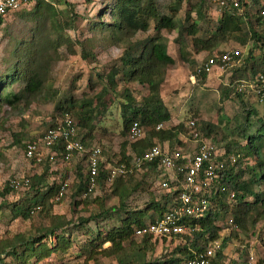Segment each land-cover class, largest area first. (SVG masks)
<instances>
[{
  "label": "trees",
  "instance_id": "trees-1",
  "mask_svg": "<svg viewBox=\"0 0 264 264\" xmlns=\"http://www.w3.org/2000/svg\"><path fill=\"white\" fill-rule=\"evenodd\" d=\"M253 1L257 2L258 0ZM179 3L180 0H174L169 6L171 13L162 14L159 13L156 0H114L107 13L108 20L103 18L105 10H101L98 12L97 18L92 21L94 27H98L100 30L107 29L108 31L103 36L115 44L121 41L127 42V38L137 31H147L150 22H153V35L132 44L127 42L124 50L118 56V65L112 66L103 76L98 74L99 79L104 80L107 85L102 86L101 93L107 92V89L116 91L118 83V78L116 77L123 73L126 75L127 81L146 86L147 89V94L142 96L141 100H137L126 87H123L122 92L119 91L123 97L120 102L121 133L127 135V141L121 145L120 157L115 162H103L100 159L98 163L95 186L98 183L107 182V178L110 175V168L107 164L125 166V172L114 175L110 182L111 192L117 197L118 205L107 207L102 204L101 200L98 202L97 198H95L93 201L98 202L99 208L90 209L85 204L86 202L81 200L84 202L83 208L87 215L66 218L63 214L48 213V209L53 203L50 200V196L58 194L60 184L64 181H60L58 185H46L43 189L39 182L43 180L42 178L48 170L47 166L43 174H33L28 179L24 178L22 180L11 179L0 189L1 204H6L3 199L7 194L14 192L18 187L25 186L29 188L25 194V203L14 202L10 204L9 209L12 210L14 215H21L24 219L30 218L33 213H37L43 219L46 218L47 224L37 227V232L35 233H32V231L28 234L16 233L10 238H0V264H29L31 259L34 258L39 261L52 251L64 253L72 243L71 234L81 229H84V233L88 237L86 242L89 247L87 257H92L96 251H100L106 256H116L117 264H181L198 255L208 243L218 238L220 246L216 250L214 257L211 258L210 264H220L223 257V249L227 243V236L220 238V227L216 224V221L227 210L232 212L233 222L239 224L249 210L260 208L261 211H264V187L261 192L254 189L255 186L261 184L264 186V158L261 156L264 151V114L253 118V115L257 114V109L251 105L246 108L245 113L242 115V120L239 121V126L235 127V135L240 140H245V144L242 145L238 139H230L225 142V150L222 149V154L214 156L215 161L223 163V169L219 171L217 179L225 186V190H219L210 197L211 204L208 210L200 217L190 220L186 219L187 224L192 228L189 234H176L170 239H180L183 242L175 245L167 256L162 255L157 258L147 259V252L149 251V254L152 255L156 242L160 240L157 238L152 239L149 235H142L141 237L134 235L135 228L143 224L150 209H152V213L149 214V219L154 220L173 205L172 194L168 192L161 195L160 200L151 199L140 209L133 210L131 207H127L125 202L131 191L135 190L140 184L139 182L132 184L131 179L134 172L140 170L142 172L148 170L153 172L161 171V169L157 168L156 160L141 162L137 166L132 163L133 158L141 155L146 149L154 145V139H157L158 142L178 140L177 136L182 130V124L180 123L172 124L169 128H156L158 123L164 124L171 117L167 105L159 92L164 79L165 69L175 63L174 58L167 51L166 41L160 31L162 29L168 31L176 30L177 36L188 34L191 38L190 46L195 52L201 50L210 51L226 40L233 41L238 46L232 48H239L240 50L241 47L251 42L252 46L246 56L244 58L242 56L241 63L233 66L231 70L237 72L234 76L242 71H249V74H247L248 79H254L259 74L264 77V16L258 13L250 17L245 14V17L232 10L231 12H221L212 21L210 18L209 20L206 18L207 8L210 9L207 0H197L193 6L187 9L189 12L194 11L195 18L190 23L185 24L175 19V12ZM68 5L74 6L71 3H68ZM71 10L64 12L49 0H36L34 2L26 16L27 19L34 21V25L30 29L31 36L29 40H21L19 42L17 48L13 51L14 61L0 72V108L2 105H7L9 109L18 111L43 93L51 60L46 49L52 32L57 33V44L62 45L65 43L68 53L73 54L76 52L75 48H73L75 43L69 36L62 34L65 29L73 27L74 17L77 15L72 14ZM3 16L0 14V25L3 23ZM175 39L180 44L184 43L181 37H176ZM76 43L80 46L82 58L94 59V53L87 48L85 42L76 40ZM50 45H53L52 38ZM254 48L259 49L261 54V61L257 64L255 62L256 57L252 53ZM39 49L42 50L38 51ZM211 54L213 53H209L207 56ZM181 55L186 62H194L190 60V56L184 49L181 50ZM197 75L202 81L207 77L203 71H199ZM14 83L19 84L17 90L10 89ZM232 83L234 82L228 83L224 88L230 93L239 96L242 100L243 92H235ZM89 86L91 87L92 84ZM56 92L57 90L54 89V96ZM256 98L257 101L264 102V95L260 98L259 94H256ZM75 107L76 100L73 96L55 102V110L61 116L60 118L68 114L74 120ZM90 115L85 114L83 118L82 116L78 118V121L74 120L77 128L76 137L84 146L86 142L85 136H82L79 129L86 126V121ZM56 121H51L41 135L48 129L55 127ZM134 121H138L143 127H148V130L146 133L144 131L145 134L142 137L130 140L128 132ZM214 125L211 122H202L200 132L209 135L215 129ZM250 127L252 131L247 132ZM88 134L90 133L88 132ZM197 137L200 139L198 133ZM28 142L35 143L36 140ZM199 144L200 142H197L194 149ZM25 147L26 143L24 144V150ZM64 147L65 142L60 138L50 146V150L55 151L54 158L58 157L62 161H68L73 157L72 155L68 160L62 159ZM166 150L172 151L174 149L166 147ZM251 155L255 156L254 162L248 164L246 161ZM46 157L50 160L48 155ZM101 157L102 149L100 148ZM29 159L36 160L35 156ZM244 172L248 173V177L245 180H241ZM200 173L202 174V171ZM178 176H181V173ZM88 182V175L85 171V176L82 178L79 176L77 184L74 185L75 189L72 196L74 199L77 195L85 196L94 191L93 189L88 190ZM170 185L172 184L170 183ZM31 190L34 191L32 194ZM175 192L176 190L173 193ZM230 192L233 193L232 199L228 198ZM233 200L236 201V204L230 210L228 203ZM77 203L78 200L75 199L73 205ZM242 205H244V208H239ZM121 213H124L125 216L120 218L118 224L112 225L105 232L100 230L98 225L100 220L112 216L116 218ZM90 221L96 225L95 228H89L88 223ZM61 229L63 230L62 232ZM48 238H53V241L49 244H47ZM104 242H109V245L102 247ZM258 263L264 264L261 260Z\"/></svg>",
  "mask_w": 264,
  "mask_h": 264
},
{
  "label": "rangeland",
  "instance_id": "rangeland-1",
  "mask_svg": "<svg viewBox=\"0 0 264 264\" xmlns=\"http://www.w3.org/2000/svg\"><path fill=\"white\" fill-rule=\"evenodd\" d=\"M36 0L28 5H22L18 9L12 10L3 16V23L0 25V72L7 68L14 61L13 51L17 48L21 40H29L31 27L34 21L27 19L26 16L31 10ZM57 8L64 12L71 10L74 17L72 28L65 29L62 34L69 36L73 41V48L76 52L71 54L66 49V44L56 43V32L51 33L50 42L47 43L48 54L51 57L49 62V74L46 80L43 93L29 104L23 106L18 111L9 109L7 105L0 108V189L11 179L22 180L32 176L33 174H43L45 167H48L43 180L39 185L44 189L46 185H58L60 181L68 183L67 190L62 196H50L53 201L49 207L48 213L63 214L66 218H75L80 215H87L84 211V200L90 209H98V202L101 200L105 206L118 205L117 197L111 192L109 181L98 183L93 192L89 195L75 196L78 200L74 203L73 191L75 184L85 176V159L83 157H71L68 161H62L55 157L54 161L47 159V150L41 149L42 156L40 161L26 158L24 155V144L30 140L38 141L40 135L45 131L51 121L59 119L61 116L55 110V102L73 96L76 100L74 109V120L78 121L85 114H91L84 128L79 129L82 136H85V147L91 148L99 146L102 149L101 160L115 162L120 157L121 145L127 141V135L121 133V116L120 102L123 100L120 92L123 87L129 89L137 100H141L142 96L147 94L146 86L138 83L127 81L126 75L119 74L116 91L108 90L101 93L102 86H107L104 80H100L98 74L102 76L106 74L112 66L118 65V56L124 50L128 43L138 42L153 35V22H150L149 29L145 32L137 31L135 34L127 38V42L121 41L118 44L112 43L110 39L105 38L103 34L108 31L94 27L92 21L97 18V14L101 10H105L104 19L108 20L109 8L113 5L114 0H49ZM197 0H180L178 8L175 12V19L183 23H190L195 18L194 11H187L193 6ZM174 0H156L159 13L170 14L169 8ZM68 3L74 4L73 7ZM210 6V5H209ZM214 8H207L206 18L214 21L219 15ZM60 16V15H59ZM215 18V19H214ZM202 24V23H201ZM102 32V34H101ZM160 33L164 36L168 53L174 58L175 64L165 69L164 79L160 86V96L164 99L169 112L170 120L162 123V127L169 128L172 124H182V130L177 136L179 140L158 142L163 149H179L185 152H191L196 146L197 137L193 133H198L200 141H206L212 148V153L222 154L225 142L230 139H238L242 145L245 140H240L235 135V127L239 126L242 115L247 107L251 105L257 109L256 116H263L264 102L257 101L256 95L252 90L245 91L242 100L239 96L230 93L224 87L230 82L239 79L247 80L249 71H242L234 76L235 73L227 70L222 75H218L214 70L210 74L214 76V81H209V74L205 80H201L195 75L196 67L199 65L209 53H216L232 47H237L231 40H226L215 46L212 50H201L195 52L191 48V38L188 34L177 36L176 30L162 29ZM176 37L183 38L184 43L176 41ZM51 38L53 45H50ZM76 40L85 42L88 49L92 50L95 57L82 58L80 55V46ZM252 43L241 47L243 58L246 56ZM184 49L193 63L183 60L181 50ZM39 49L38 51H41ZM264 51V48H263ZM253 56L256 64L261 61L260 50L253 49ZM254 62V61H253ZM191 64V65H190ZM92 84L90 87L89 85ZM226 84V85H225ZM19 84L14 83L10 89L17 90ZM57 92L54 96L53 90ZM230 89V88H229ZM120 91V92H119ZM226 91V92H225ZM83 105V106H82ZM191 121L193 124H190ZM202 122H211L215 124V129L205 135L200 132ZM219 122V123H218ZM161 127V128H162ZM148 127L143 129L146 133ZM251 127L247 132H251ZM88 132L90 134H88ZM143 132V135L145 134ZM142 135V136H143ZM203 135V136H202ZM141 136V137H142ZM154 143V144H155ZM40 146V144H38ZM168 145V146H167ZM225 150V149H224ZM264 158V151L261 153ZM254 155L247 159L248 164L254 162ZM112 165V164H111ZM131 179L132 184L139 182V186L132 190L126 199V206L133 210L143 208L148 201L160 200L161 195L166 194V190L159 186L160 181L164 177L173 176L172 171L161 170L160 172L136 171ZM127 177V176H126ZM248 173L244 172L241 180H245ZM263 184L255 186V190L262 191ZM29 188L25 186L18 187L14 192L5 196L4 203L1 204L0 197V238L12 237L16 233L28 234L37 232V227L47 224L42 216L33 213L30 218L24 219L21 215H14L9 209L10 204L14 202L26 201V192ZM31 194L34 192L30 191ZM59 198V199H58ZM97 198L98 202L93 200ZM104 198V199H100ZM249 198V197H248ZM57 199V200H56ZM250 200V198H249ZM236 201L228 203L229 209L234 207ZM244 208V205L239 206ZM149 210L145 220L149 219ZM125 216L121 213L118 217H108L99 221V227L102 232L107 231L112 225L118 224L120 218ZM232 212L227 210L224 215L216 221L220 227V238L227 236V243L223 249V257L220 264H248L250 257L253 258L255 264H259L261 260L264 263V211L251 209L243 217L242 222L234 223L228 226L227 221L232 218ZM89 228H95V224L90 221ZM63 230L61 229V232ZM60 232V230H58ZM91 237V236H90ZM72 243L68 250L64 253L52 251L39 261L34 258L29 264H117L116 256H106L100 251H96L92 257L88 255V244L84 229L74 231L71 234ZM138 240V238H136ZM53 241V238L47 239V244ZM183 242L180 239L157 241L152 255L147 252V259H153L167 254L175 245ZM109 245L104 242L102 247ZM85 246V247H84ZM87 246V247H86ZM101 248V247H100ZM83 250V251H82Z\"/></svg>",
  "mask_w": 264,
  "mask_h": 264
},
{
  "label": "built area",
  "instance_id": "built-area-1",
  "mask_svg": "<svg viewBox=\"0 0 264 264\" xmlns=\"http://www.w3.org/2000/svg\"><path fill=\"white\" fill-rule=\"evenodd\" d=\"M32 1L34 0H0V14L5 15L7 12L18 9V7L27 5ZM207 2L219 14L224 11L231 12L235 10L243 16L248 14L250 17L258 13L264 16V0H258L257 2L253 0H207ZM241 58L242 51L239 48L221 50L207 56L205 60L197 65L195 75L199 71H203L208 75L214 70L217 71L218 75H222L227 70H229L228 73H231L230 69L239 65ZM232 85L235 92H243L244 94L245 91L252 90L255 95L259 94L260 98L264 95V77L262 74L257 75L252 80L239 79ZM190 124H193V122L191 121ZM161 127L162 123L160 122L156 128ZM143 132V126L138 121H134L129 128L128 138L136 140L143 135ZM76 134V123L71 116L66 114L63 118L57 119L55 127L48 129L38 141L35 143L27 142L24 155L28 158L35 156L36 160L39 161L43 155L41 149L45 148L48 158L53 160L55 151L50 150V146L56 143L59 138L62 139L65 142L62 159L68 160L72 155L85 159V171L89 179L88 190H92L96 184L98 163L101 159L100 147L93 146L87 149L76 137ZM193 136L197 140V133L194 132ZM197 142H200V144L191 152L179 149L168 151L159 144H154L141 155L133 158L132 163L137 166L141 162L156 160L157 168L165 172L172 171L173 174V176L162 178L159 184L166 192L172 194L173 205L168 207L160 217L143 221V224L134 230L136 237L149 235L152 239L157 238L161 241L163 239L170 240L176 234H189L192 228L187 224L186 219L200 217L208 210L211 204L210 197L219 190H225V186L217 179L219 171L223 169V163L215 161L214 158V156H220L221 154L212 153V148L208 142L200 141V139ZM107 166L110 168V175L107 178L109 183L114 175L122 174L126 170L124 165L107 164ZM179 173H181V176H178ZM67 188L68 183L62 182L57 195L62 196ZM173 190H176V192L173 193ZM228 198H233L232 192L228 194ZM227 224L228 226L234 225L232 218L228 219ZM219 246L220 240L218 238L214 239L208 243L202 252L181 264H210L211 258L214 257ZM248 264H255L252 257H250Z\"/></svg>",
  "mask_w": 264,
  "mask_h": 264
},
{
  "label": "crops",
  "instance_id": "crops-1",
  "mask_svg": "<svg viewBox=\"0 0 264 264\" xmlns=\"http://www.w3.org/2000/svg\"><path fill=\"white\" fill-rule=\"evenodd\" d=\"M175 61V60H174ZM175 64V63H174ZM214 76L212 74H209V81H214ZM164 100V99H163ZM166 104V103H165ZM171 114V113H170ZM166 148V147H165Z\"/></svg>",
  "mask_w": 264,
  "mask_h": 264
},
{
  "label": "clouds",
  "instance_id": "clouds-1",
  "mask_svg": "<svg viewBox=\"0 0 264 264\" xmlns=\"http://www.w3.org/2000/svg\"><path fill=\"white\" fill-rule=\"evenodd\" d=\"M240 80H242V79H240ZM247 80H252V79H247ZM244 81H246V80H244ZM255 94V93H254Z\"/></svg>",
  "mask_w": 264,
  "mask_h": 264
}]
</instances>
